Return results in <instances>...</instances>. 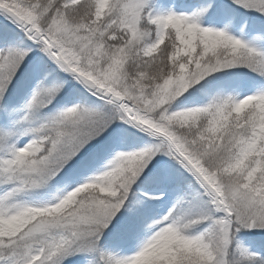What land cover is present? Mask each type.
<instances>
[{
  "label": "rangeland",
  "instance_id": "374dc122",
  "mask_svg": "<svg viewBox=\"0 0 264 264\" xmlns=\"http://www.w3.org/2000/svg\"><path fill=\"white\" fill-rule=\"evenodd\" d=\"M83 1L67 0L64 4L69 7ZM214 1L216 2L206 0L203 6L188 0H101L99 3L96 21L111 19L110 13L114 14L115 9L127 11L125 32L130 34V40L135 41L141 34L150 33V38L146 39V43L141 47L143 58L156 56L161 48L170 42L173 43L179 58L186 61L181 69L183 73L193 70L191 77L177 84L169 82L161 90L160 96L154 99L153 104L145 105L158 117V122L141 113L137 107L139 100L127 96L126 84L124 96L110 83H103L92 74L81 72L75 59L71 58L60 43L59 27H54L50 35L39 26L34 16L14 11L0 3L1 9L6 12L0 13L4 22L42 47L59 71L65 72V75L62 74L68 81H74L89 96L119 110L121 109L104 93L103 88H112L116 92V95L113 93L114 96L121 95L133 105L139 112L138 115L127 116L121 111L122 121L125 126L146 138L139 150L149 153L144 156V171L147 170L141 182L133 189L127 180L129 167L118 161L134 155L133 146L111 145L110 153L94 166L92 172L72 176L68 182L52 184L42 189L38 188L41 180L30 179L27 174L20 175L17 182L20 183L21 190L15 191L6 203L11 199H18L21 204L17 207H14V204L2 206L0 239L5 242L1 243V246L8 251L26 254L25 258L16 263L11 258L4 257L0 264H140L153 253L163 249L171 236L172 228L178 229L191 240L189 249L192 255L188 261H194L193 264H232L228 256L231 251L233 254L235 249L242 250L241 258L244 262L264 264L257 258L261 251L249 249L248 244H244L243 239L238 237L241 233H257L264 236V196L254 197L236 185L226 189L218 183L215 175L207 172L203 164L196 162L184 150L167 129L170 125L166 121L167 115L190 110V106L186 105L173 111L171 102L183 96L194 84L223 69L221 64L225 60L202 62V45L206 48L214 39L227 40L232 47L244 42L252 44L254 52L264 55V36L260 34L256 38L257 41H253L255 30H244L240 34L233 25L226 27L223 23L214 24L203 14L198 15L201 8L208 12ZM234 1L240 8L260 13L259 16L264 19V0ZM165 17L170 21L167 24H163ZM104 33L103 30L100 35ZM117 33L119 32L115 34ZM225 52L227 51H219L217 55H223ZM18 55L16 50L0 37V74L2 65L9 67L10 61ZM105 78L109 79V82L117 81L114 76L106 75ZM213 91L214 89L212 93ZM227 94L229 97L223 100V96ZM219 98L223 100L220 105L225 115L239 119L254 116L255 120L264 115V84L260 86V83L255 84L248 78L229 82L223 86L219 96L218 93H213L212 108L215 109L214 103ZM34 107V111H40L41 104L37 102ZM80 107L79 100L70 103V108L75 112H79ZM83 112L93 113L91 110ZM44 121L56 122L60 121V118L58 114L53 113L45 116ZM158 135L169 137L174 145L179 147L180 154L187 163L180 162ZM46 139V135L42 133L26 136L17 143V150L22 155L38 157L44 152ZM191 166L195 169L202 168L206 178L199 170L192 171ZM257 166V163L252 162L248 169L256 172ZM247 175L249 174L245 171L239 176ZM2 180L4 181V177L0 174L1 183ZM26 183L30 185L29 192L21 194ZM124 184L125 196L121 190ZM205 185L219 192L225 213L218 209L214 197ZM103 201L109 202V205L105 206L101 203ZM26 203L28 206L22 211ZM93 203L96 209L90 211ZM77 207H80L79 213H84L87 209L85 220H79V215L70 216ZM62 217H65V223H60V227L53 226L52 244L49 247L46 244L50 241L47 242L45 238L50 234V223L54 218ZM99 217L101 219L97 221ZM87 221L106 225V228L116 223L117 229L106 234L94 232L88 236L90 233L77 231L76 235L70 236L65 231L71 226L81 230V222ZM188 261L185 264H191Z\"/></svg>",
  "mask_w": 264,
  "mask_h": 264
},
{
  "label": "trees",
  "instance_id": "16d2710c",
  "mask_svg": "<svg viewBox=\"0 0 264 264\" xmlns=\"http://www.w3.org/2000/svg\"><path fill=\"white\" fill-rule=\"evenodd\" d=\"M66 1L0 0V3L14 11L34 16L39 26L50 35L54 27H59L60 43L71 58L75 59L81 72L92 74L103 83H110L124 96L126 84L127 96L139 100L137 107L141 113L158 122V117L145 105L153 104L154 99L160 96L161 90L169 82L177 84L191 77L193 72L183 73L181 69L186 61L181 60L175 53L173 43L165 44L156 56L143 58L141 47L151 35L141 34L135 41L130 40V34L125 32L127 11L115 9L114 14L109 12L111 19L99 22L95 20V15L101 0H84L69 7H65ZM188 1L203 6L206 0ZM200 14L208 17L214 24L223 23L226 27L233 25L240 34L244 30H255L253 41H257L260 34L264 36V19L259 16L260 13L240 8L234 0H216L208 12L199 9L198 15ZM103 30L105 33L100 35ZM116 32L119 33L116 35ZM112 36L115 37L110 40ZM0 37L19 54L10 61L9 67L2 65L0 74V174L4 177V181L0 182V211L2 206L14 204L17 207L21 204L18 199H11L6 203L15 191L21 190L20 183L17 182L20 175L27 174L30 179L41 180L38 183L39 189L68 182L72 176L92 172L94 166L110 153L111 145L133 146L135 154L118 161L129 167L127 180L132 189L141 182L147 170L144 171V156L149 153H142L139 148L146 142V138L125 126L121 110L94 99L79 84L68 81L45 50L4 22L1 14ZM206 46L207 49L201 46L200 56L204 59L202 62L225 60L221 64L223 69L194 84L183 96L171 102L173 111L186 105L190 106V110L167 115L166 121L170 124L167 129L184 150L196 162L203 164L207 172L215 175L218 183L226 189L236 185L254 197H262L264 115L259 120H255L254 116L239 119L225 115L220 104L229 94L224 95L222 101L220 98L215 101V109L211 106L213 93H218L219 96L223 86L229 82L248 78L262 86L264 55L254 52V46L244 42L232 47L227 40L214 39ZM219 51L227 52L217 55ZM195 64L197 65L196 61ZM106 75L114 76L116 83L109 82ZM73 100L81 102L79 112L70 108ZM37 102L41 104L40 111H34ZM83 110H91L93 113ZM53 113L58 114L60 121L45 122V116ZM38 133L47 137L43 154L29 157L19 153L17 143L26 136ZM252 162L258 164L256 172L248 169ZM245 171L249 175L239 176ZM92 177L93 175L90 176ZM25 185L21 194L29 192L30 185ZM121 190L125 196V184ZM101 203L109 205L107 201ZM27 206L26 203L22 211ZM94 209L96 205L93 203L89 210ZM79 210L80 207H77L70 216L79 215V220H85L87 209L84 213H79ZM55 219L50 223V234L45 238L47 242L50 241L46 244L49 247L52 244L53 226L60 227V223H65V217ZM100 219L99 217L97 221ZM81 223V230L71 226L65 231L70 236L76 235V231L90 233L88 236L94 232L106 234L117 229L116 223L109 228L90 221L85 222L87 224ZM170 232L171 236L163 249L140 264H185L190 260L191 240L176 228L170 229ZM238 237L243 239L244 244H248L249 249L261 251L257 258L264 263V236L241 233ZM1 243L5 242L0 239V261L9 257L16 263L25 258L26 252L8 251ZM241 256L242 250L235 249L228 256L229 262L248 264Z\"/></svg>",
  "mask_w": 264,
  "mask_h": 264
},
{
  "label": "water",
  "instance_id": "95a60500",
  "mask_svg": "<svg viewBox=\"0 0 264 264\" xmlns=\"http://www.w3.org/2000/svg\"><path fill=\"white\" fill-rule=\"evenodd\" d=\"M0 13L5 14L6 12L3 11L0 7ZM62 73L65 75V72L62 71ZM91 80H93V79H91ZM103 90H104L105 94H107L108 96H110L113 99V102L121 109V111L124 113V115L125 114L126 115L127 114L136 115V116L138 115L139 112L133 107L132 104H130L128 101H125V99H123V97L121 95L114 96V94L116 95V92L112 88H108V89L103 88ZM157 137L160 138L168 146L169 150L175 155V157L178 160H180V162H182V163L186 162V160H184L180 154L179 147L175 146L173 141L169 137H165L163 135H158ZM191 169H192V171H194V170L198 171L199 170L200 174L203 177H205V172L202 170V168L195 169L194 167L191 166ZM205 187H206L207 191L210 193V195H212V197H214L215 203H216L218 209L225 213V208L223 206V199H222L221 195L219 194V192L215 189H211L209 186L207 187L205 185Z\"/></svg>",
  "mask_w": 264,
  "mask_h": 264
},
{
  "label": "bare ground",
  "instance_id": "6f19581e",
  "mask_svg": "<svg viewBox=\"0 0 264 264\" xmlns=\"http://www.w3.org/2000/svg\"><path fill=\"white\" fill-rule=\"evenodd\" d=\"M170 21L167 19V17H165L164 18V20H163V24H167V23H169Z\"/></svg>",
  "mask_w": 264,
  "mask_h": 264
}]
</instances>
